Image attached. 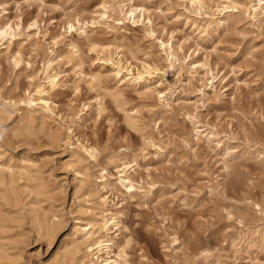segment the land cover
<instances>
[{"label": "rangeland", "instance_id": "374dc122", "mask_svg": "<svg viewBox=\"0 0 264 264\" xmlns=\"http://www.w3.org/2000/svg\"><path fill=\"white\" fill-rule=\"evenodd\" d=\"M252 4L0 0V264H85L79 227L110 215L128 264H264Z\"/></svg>", "mask_w": 264, "mask_h": 264}, {"label": "bare ground", "instance_id": "6f19581e", "mask_svg": "<svg viewBox=\"0 0 264 264\" xmlns=\"http://www.w3.org/2000/svg\"><path fill=\"white\" fill-rule=\"evenodd\" d=\"M199 1V0H198ZM252 6H250L249 9L253 12V17L259 16L264 11V0H253ZM121 9V12H123V9ZM139 13L140 16L143 15L144 10L141 8H134L129 9L128 13H125L124 15H130V20L132 24H136L138 21H135V13ZM124 16V20H125ZM72 27L70 26L69 29ZM6 32L0 31V42L5 40ZM86 38V37H85ZM89 41V39H88ZM94 41H92L93 44ZM96 45V44H95ZM118 49V47H117ZM74 51V50H73ZM93 51V50H92ZM101 51L106 52V48L103 47ZM163 51L166 52V49H163ZM98 52V51H97ZM167 56V59L171 58L172 62L169 61L170 67L175 62H178V59L176 57H173L169 51L168 53H165ZM173 58V59H172ZM80 66V65H79ZM199 68H202V65H198ZM126 76H129L128 80H126V83L133 85V84H139L143 80V76L140 72H136L135 74L132 73L131 70H126ZM96 78V77H95ZM50 84L54 83V78H47ZM97 79V78H96ZM91 80V79H90ZM119 88V87H118ZM162 98V97H161ZM35 100V99H34ZM47 100V99H45ZM49 102V100H47ZM43 106L46 111H51L49 108V105L46 101H42ZM31 107V106H30ZM32 120V119H31ZM94 150L92 148L86 150V152L89 153L90 156L93 155ZM117 173H119L118 176V183L128 192L132 189V186L129 182V180L126 178L127 171L129 169L128 165L125 163H122L119 167H117ZM103 179V176H101ZM8 183V182H7ZM103 202H105V199H103ZM120 226V220L119 217L110 215L109 217L102 216L99 223L92 222L91 220H87L85 224L82 227H79V232L82 235L81 245L84 247V258L87 260V263L85 264H91L92 262L94 264H128L127 263V254L125 253V250L123 247L117 246L116 243V237L117 232L119 231ZM98 227L101 231H103V236L94 237L95 232L94 230ZM46 228L49 229V226H46ZM97 229V230H98ZM114 229L113 236L108 237V234L110 230ZM45 235V234H44ZM78 243V242H77ZM76 243V244H77ZM79 246V245H75ZM79 251V250H78Z\"/></svg>", "mask_w": 264, "mask_h": 264}]
</instances>
